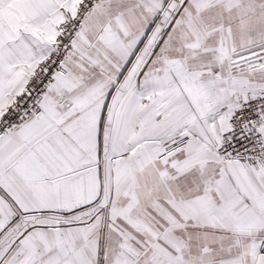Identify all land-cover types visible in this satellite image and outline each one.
<instances>
[{
  "label": "snow or ice",
  "instance_id": "6c2138e0",
  "mask_svg": "<svg viewBox=\"0 0 264 264\" xmlns=\"http://www.w3.org/2000/svg\"><path fill=\"white\" fill-rule=\"evenodd\" d=\"M0 264H264V0H0Z\"/></svg>",
  "mask_w": 264,
  "mask_h": 264
}]
</instances>
